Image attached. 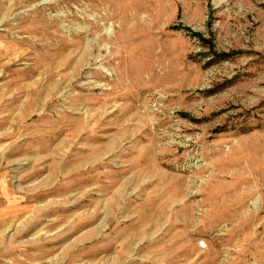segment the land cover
<instances>
[{
	"label": "rangeland",
	"instance_id": "obj_1",
	"mask_svg": "<svg viewBox=\"0 0 264 264\" xmlns=\"http://www.w3.org/2000/svg\"><path fill=\"white\" fill-rule=\"evenodd\" d=\"M0 264H264V0H0Z\"/></svg>",
	"mask_w": 264,
	"mask_h": 264
},
{
	"label": "built area",
	"instance_id": "obj_2",
	"mask_svg": "<svg viewBox=\"0 0 264 264\" xmlns=\"http://www.w3.org/2000/svg\"><path fill=\"white\" fill-rule=\"evenodd\" d=\"M200 246H201V247H204V243H200Z\"/></svg>",
	"mask_w": 264,
	"mask_h": 264
}]
</instances>
